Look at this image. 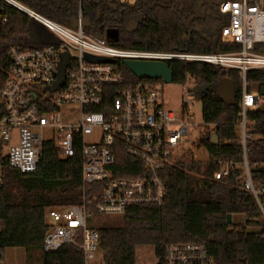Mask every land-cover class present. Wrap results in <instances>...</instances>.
Returning a JSON list of instances; mask_svg holds the SVG:
<instances>
[{
    "label": "trees",
    "instance_id": "16d2710c",
    "mask_svg": "<svg viewBox=\"0 0 264 264\" xmlns=\"http://www.w3.org/2000/svg\"><path fill=\"white\" fill-rule=\"evenodd\" d=\"M62 24L70 25L81 7L90 25L85 30L125 49L212 53L237 45L221 39L225 17L223 0H15ZM264 2V0H263ZM56 41L52 31L29 13L0 0V88L12 65L11 46L35 48ZM124 85L160 84L162 80L139 78L115 59ZM173 82L193 79L201 86L204 129L200 145L209 161H197L191 152L177 155L163 174L166 198L162 204L130 207L120 225H92L100 234L102 264H137V247L151 245L157 264H165L172 243L205 245L215 264H264V194L260 204L243 185L244 149L239 128V99L243 80L237 69L203 61L170 60ZM222 77L235 82V103L227 104L216 93ZM247 90L264 86V68L250 69ZM186 102L183 103V108ZM246 157L253 181L264 186V108L248 113ZM216 141H213V135ZM128 160H132L127 156ZM229 162L230 174L215 180L220 163ZM128 163V162H127ZM118 175H130L123 170ZM92 187V185H90ZM83 198L82 161L79 150L62 158L54 142L45 146L33 173H24L5 162L0 187V264L6 249L22 247L41 264H86L78 244H66L54 252L43 249L47 209L80 203ZM228 214L245 221L228 223ZM30 260V261H31Z\"/></svg>",
    "mask_w": 264,
    "mask_h": 264
},
{
    "label": "built area",
    "instance_id": "2783aa9c",
    "mask_svg": "<svg viewBox=\"0 0 264 264\" xmlns=\"http://www.w3.org/2000/svg\"><path fill=\"white\" fill-rule=\"evenodd\" d=\"M12 1L50 29L56 41L9 49L12 65L0 88V181L5 162L21 172H35L49 142L55 143L62 158L79 150L82 161V201L47 209L45 252L78 244L88 264L99 247L100 234L92 225L100 215H123L132 206L162 204L167 193L163 172L174 163L184 137L195 127L190 122L192 100L187 98L182 114L177 115L159 84L125 86L115 59H180L237 69L243 80L238 121L244 149L243 185L260 204L264 186L257 187L252 179L246 142L248 113L262 108L264 97L257 89L247 90L246 75L250 69L264 68L263 0L220 3L225 17L221 39L237 46L212 53L119 48L85 30L81 7L78 25L72 27ZM64 54L68 58L65 82L52 91ZM89 55L103 60H89ZM75 106L78 116L71 110ZM94 134L97 138L88 141ZM218 162L215 180L229 175L233 167ZM123 170L130 175H118ZM165 264H215V259L205 245L172 243L167 246Z\"/></svg>",
    "mask_w": 264,
    "mask_h": 264
},
{
    "label": "rangeland",
    "instance_id": "374dc122",
    "mask_svg": "<svg viewBox=\"0 0 264 264\" xmlns=\"http://www.w3.org/2000/svg\"><path fill=\"white\" fill-rule=\"evenodd\" d=\"M159 86L163 90L164 98L167 105L177 114L181 115L183 110V103L186 99L192 100V104H189L190 115L193 116L190 122L195 125L188 137H184L183 142L180 145V149L177 155H181L186 152H191L197 161L202 163L209 161V152L204 145H200L201 131L204 129V120L202 116V102H201V86L198 85L193 79H190L186 84L180 83H166L162 82ZM262 108H264V98L261 102ZM75 110V115H79V108L77 106L72 107L71 110ZM240 132V130H239ZM97 136H88V141H93ZM233 222L239 223L245 221V217L241 214H236L232 218ZM49 221V219H47ZM97 225H120L122 224V216L114 214L100 215L95 220ZM94 224V223H93ZM137 251V264H154L157 259L155 256L154 248L151 245H140L136 249ZM6 264H41L40 261L31 260L27 251L22 247H9L6 249ZM31 260V261H30ZM103 252L97 250L96 258L90 261L88 264H102Z\"/></svg>",
    "mask_w": 264,
    "mask_h": 264
},
{
    "label": "water",
    "instance_id": "95a60500",
    "mask_svg": "<svg viewBox=\"0 0 264 264\" xmlns=\"http://www.w3.org/2000/svg\"><path fill=\"white\" fill-rule=\"evenodd\" d=\"M10 3L14 4L18 8L22 9L12 0H7ZM23 10V9H22ZM82 24L84 26H89L90 22L87 19H84ZM72 27H76L78 25V19L75 17L70 23ZM89 60L101 61L103 58L94 57L92 55L88 56ZM125 65L139 78H152L162 80V82L172 83L173 82V73L170 67L169 62L163 60H145V59H132L126 58L124 59ZM68 64L67 55L64 54L62 61L59 64L58 72H57V80L51 86L52 91H55L58 86H61L65 82V71ZM217 95L223 99L227 104L232 105L235 103V82L232 78L222 77L216 87ZM261 96L264 97V86L260 89ZM217 137L213 135V141H216ZM2 186V181H0V187ZM228 223L232 222V215L228 214Z\"/></svg>",
    "mask_w": 264,
    "mask_h": 264
}]
</instances>
